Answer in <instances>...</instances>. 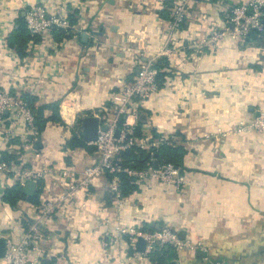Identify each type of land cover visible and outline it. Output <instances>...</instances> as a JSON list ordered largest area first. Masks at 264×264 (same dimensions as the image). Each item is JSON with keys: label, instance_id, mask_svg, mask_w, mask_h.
Masks as SVG:
<instances>
[{"label": "crops", "instance_id": "1", "mask_svg": "<svg viewBox=\"0 0 264 264\" xmlns=\"http://www.w3.org/2000/svg\"><path fill=\"white\" fill-rule=\"evenodd\" d=\"M37 2L50 12L60 6L76 12L77 23L47 61L33 54L35 43L20 63L1 43L16 28L23 7ZM176 2L0 0V90L31 97L34 108L55 105L60 118L47 121L36 135L19 124L5 139L0 128V158L10 154V163L50 170L36 184L38 203L19 201L15 209L1 195L16 181L11 174L0 176V230L8 219L36 220L45 202L58 206L38 222L43 264H151L145 244L131 248L129 235L117 234L118 228L163 226L205 251L167 247L166 264H264V134L238 131L240 123L264 111V37L202 44L212 30L228 26L233 0H190L183 24L171 31ZM166 49L169 55H161ZM158 60L165 61L164 81L155 95L134 105L147 138L155 132L185 149L186 184L135 182L136 189L116 199L106 174L59 201L98 159L95 148L64 147L72 124L86 116L112 118L113 96L122 84L137 76L140 64ZM24 62L34 66L27 69ZM49 65L60 68V79L51 76ZM66 98L69 117L60 109ZM51 114L44 111L45 118ZM127 123L137 120L128 117ZM25 139L34 149L40 140L38 149L24 150ZM21 233L19 228L18 238Z\"/></svg>", "mask_w": 264, "mask_h": 264}, {"label": "built area", "instance_id": "2", "mask_svg": "<svg viewBox=\"0 0 264 264\" xmlns=\"http://www.w3.org/2000/svg\"><path fill=\"white\" fill-rule=\"evenodd\" d=\"M190 0H177L175 6L171 11V20L169 23V29L171 31L178 30L183 24L187 7ZM229 24L228 26L217 29L215 28L210 33V36L201 41L202 44H209L212 47L217 46L220 41L225 37H229L235 42L243 41L251 32L257 34L264 32V0H233L229 9ZM24 22L28 34L32 37H39L40 40L37 43V50L33 52L36 56H40L39 60L47 61L49 58L48 53L52 49H56L60 43H55L53 37L54 30H62L66 34L70 33L72 24L69 20L70 11L65 7H58L54 11H49L44 5L30 4L27 7H23ZM6 48L12 55L15 61L22 63L16 52L8 47L6 39L1 43V47ZM43 48H39L42 47ZM32 43H29L25 52L31 54ZM49 47V49H46ZM46 49V50H45ZM168 49L162 51L161 55H169ZM25 60V59H24ZM26 61V60H25ZM24 65L27 69L31 68L30 62ZM50 67V68H49ZM47 66L48 72L53 78H61V70L55 66ZM52 68V69H51ZM158 71L153 68V63L148 61L144 62L140 66L139 73L130 82L122 84L119 91L113 96L112 103V118L105 116H99V120L107 125L106 131H99L96 142L88 145H92L98 156L97 162L91 166H88L81 174L77 183L72 187H69V193L61 196L59 201L66 200L71 196V193L75 190V187H86L93 180L103 175H111L110 190L116 199L122 198L119 194V178L117 174L119 172H125L128 176L132 177L135 182L141 183L149 180H156L166 185H174L179 187L184 182V178L178 168L170 163H165L157 166H148L146 170L137 171L130 169H121L114 164L117 155L124 149L130 146H137L141 149H148L150 146L149 138H132L128 135L133 133V127L128 125L127 118L132 117L134 120L138 119V112L135 109V102H142L151 95L157 93V76ZM39 82H42L39 80ZM36 85V83H35ZM67 105V98L62 102ZM61 104V105H62ZM61 109V107H60ZM9 115L10 119L6 118ZM97 117V116H96ZM123 118L124 122L121 127H118L119 120ZM8 122V123H7ZM22 124L25 127L26 132L30 135H36V129L34 128V114L28 106L27 102L17 95L11 94L8 91L0 90V128L5 134V139H8L13 135L15 128ZM119 130V137L116 138L114 133ZM253 130L258 133L264 134V111L260 112L257 117L249 123H240L238 131ZM169 141L168 138L162 136L158 142L151 143V146H156L157 143ZM33 142L29 139H25L23 143V149L26 151L35 152ZM36 154V153H35ZM39 157L38 154H36ZM50 170L36 169L27 167L23 162L7 163L0 159V176L13 175L16 183L23 186L25 182L32 181L35 184L43 178H46ZM63 176H67V172L63 173ZM67 201V200H66ZM18 204V203H17ZM58 206L54 202H45L40 208V216L24 228L22 220L5 222V228L0 230V237H3L6 241L5 254L0 259V264H43L41 260V254L39 250V244L42 241L40 234V225L38 222L42 219H46L50 213L57 209ZM20 228L21 236L17 237L16 232ZM117 234L129 235L131 248L135 249L139 239H142L144 247V255L148 257V254L153 250L155 246L169 247L176 250H188V251H200L205 252L202 246L198 243L190 240L180 239L176 233L170 228L163 226L156 231H145L136 228H118ZM4 231V232H3ZM117 236H115L116 238ZM116 240V239H114Z\"/></svg>", "mask_w": 264, "mask_h": 264}, {"label": "trees", "instance_id": "3", "mask_svg": "<svg viewBox=\"0 0 264 264\" xmlns=\"http://www.w3.org/2000/svg\"><path fill=\"white\" fill-rule=\"evenodd\" d=\"M76 12L69 13V20L72 25H75L76 19H75ZM16 28H13L10 31V34L6 38V43L8 47L13 49L16 54L23 58L26 55V48L29 43L35 44L38 43L40 38L39 37H32L28 34L25 22H24V16H18L16 21ZM53 37L54 40L58 43L63 42L64 40L68 39L70 37V34H66L62 30H54L53 31ZM252 39L255 37H264V32L257 34L256 32H251L248 36ZM164 60H158L156 63L153 64V68L158 71L156 76V81L158 86L161 85L163 78L165 77V73L162 72ZM23 100H25L30 107L31 111L34 114V128L36 129V132L40 134L46 125V122L49 120H52L54 122H60V118L58 115V109L55 105H51L50 108H47V106H43L40 108H34L33 107V100L29 96H24ZM46 109H50L52 111V114L49 118L44 117V111ZM138 119L136 125L133 127V133L131 135H128L132 138H145L146 135L143 132V125L145 124V120L141 115V110L138 113ZM78 125H76L73 128V133L71 138L65 143L66 149H74V148H80V147H88L93 148L92 145H88L85 143L81 137V120L78 119ZM124 120L121 118L118 123V127L120 128L123 124ZM162 136L153 132L152 136L149 137L150 146L148 149H141L137 146H130L124 150H122L116 157L114 164L119 166L121 169H130V170H137L142 171L146 170L148 166L150 165H161L165 163H170L174 165L176 168L179 169L180 174L183 173L184 166H183V157L185 155V149L181 145H176L174 143H171L170 141L157 143L156 146H151V143L157 141ZM1 160L10 163L11 161H14V156L7 154L5 155L2 153ZM15 163H18V161H15ZM111 177V175H109ZM119 178V194L121 197L128 195L132 190L136 189L135 186V180L128 176L125 172H119L117 174ZM1 201L5 204H7L10 208L15 209L17 203L19 201H26L31 204H37L38 203V196L37 193H35L33 196H27L23 193L22 186L18 183H15L12 186L7 187L1 195ZM27 222V223H26ZM24 222L22 220V225L24 228H27L28 225L31 223V221ZM151 232V231H150ZM169 248V247H168ZM167 247H159L155 246L153 250L148 254V259L151 264H166V257H168V250H166Z\"/></svg>", "mask_w": 264, "mask_h": 264}, {"label": "water", "instance_id": "4", "mask_svg": "<svg viewBox=\"0 0 264 264\" xmlns=\"http://www.w3.org/2000/svg\"><path fill=\"white\" fill-rule=\"evenodd\" d=\"M24 16V13L22 14ZM82 38H87V34H82ZM107 125L104 123H101L99 118L96 116H86L82 118L81 120V137L83 141L87 144H92L96 142L99 131H106ZM119 130H116L114 135L116 138L119 137ZM40 145V140L37 141V146L35 147V150L38 149V146ZM36 184L32 181H27L22 186L23 193L27 196H33L36 193ZM139 245H144V242L142 239L138 240ZM5 246L6 241L3 237H0V259L4 257L5 254Z\"/></svg>", "mask_w": 264, "mask_h": 264}, {"label": "bare ground", "instance_id": "5", "mask_svg": "<svg viewBox=\"0 0 264 264\" xmlns=\"http://www.w3.org/2000/svg\"><path fill=\"white\" fill-rule=\"evenodd\" d=\"M61 113L63 116L67 115L68 117H69V114L72 115V113L70 112L69 108L65 105V103L61 105Z\"/></svg>", "mask_w": 264, "mask_h": 264}, {"label": "rangeland", "instance_id": "6", "mask_svg": "<svg viewBox=\"0 0 264 264\" xmlns=\"http://www.w3.org/2000/svg\"><path fill=\"white\" fill-rule=\"evenodd\" d=\"M141 65V64H140ZM77 121H78V119H77ZM77 121H75L73 124H72V126H73V128L76 126V125H78V122ZM94 148V147H93ZM150 181H154V180H149V181H146V182H150ZM155 182H158V181H156L155 180ZM143 183V182H142ZM161 183V182H160ZM186 184V180H185V178H184V182H183V186ZM182 185V184H181ZM180 185V186H181ZM179 186V187H180ZM175 187H177V186H175ZM168 227V226H167ZM169 228V227H168Z\"/></svg>", "mask_w": 264, "mask_h": 264}]
</instances>
